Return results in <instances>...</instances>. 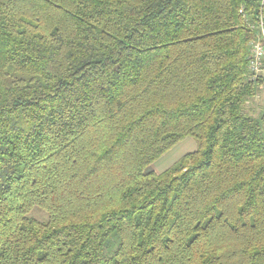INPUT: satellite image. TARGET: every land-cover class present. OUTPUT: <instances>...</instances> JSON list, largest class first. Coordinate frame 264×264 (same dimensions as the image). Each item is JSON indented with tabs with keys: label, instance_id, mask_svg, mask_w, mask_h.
<instances>
[{
	"label": "trees",
	"instance_id": "obj_1",
	"mask_svg": "<svg viewBox=\"0 0 264 264\" xmlns=\"http://www.w3.org/2000/svg\"><path fill=\"white\" fill-rule=\"evenodd\" d=\"M261 14L0 0V264H264ZM187 136L195 151L146 170Z\"/></svg>",
	"mask_w": 264,
	"mask_h": 264
},
{
	"label": "rangeland",
	"instance_id": "obj_2",
	"mask_svg": "<svg viewBox=\"0 0 264 264\" xmlns=\"http://www.w3.org/2000/svg\"><path fill=\"white\" fill-rule=\"evenodd\" d=\"M261 91L250 100L246 110L254 115L262 110L264 111V81L260 84ZM198 148V141L191 137L187 136L184 139L177 142L173 145L168 151L162 154L154 163L146 168L147 171L154 170L157 173H161L172 166L175 162L180 160L185 154L193 152ZM39 217H46L44 212H35Z\"/></svg>",
	"mask_w": 264,
	"mask_h": 264
},
{
	"label": "built area",
	"instance_id": "obj_3",
	"mask_svg": "<svg viewBox=\"0 0 264 264\" xmlns=\"http://www.w3.org/2000/svg\"><path fill=\"white\" fill-rule=\"evenodd\" d=\"M256 37L251 41L249 69L250 79L257 82L264 79V16L261 14L254 25Z\"/></svg>",
	"mask_w": 264,
	"mask_h": 264
}]
</instances>
